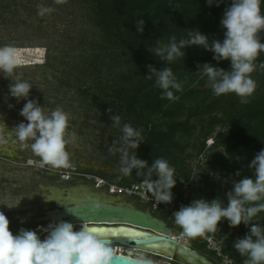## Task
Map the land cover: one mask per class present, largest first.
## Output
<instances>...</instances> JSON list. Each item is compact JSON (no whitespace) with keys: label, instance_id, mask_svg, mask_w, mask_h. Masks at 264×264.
<instances>
[{"label":"trees","instance_id":"16d2710c","mask_svg":"<svg viewBox=\"0 0 264 264\" xmlns=\"http://www.w3.org/2000/svg\"><path fill=\"white\" fill-rule=\"evenodd\" d=\"M58 5L68 11L62 23V36L67 42H63V49L54 57L46 55V62L41 66L53 71L44 77L48 84L55 86L56 93L66 95L73 91L84 111L100 118L102 127L98 131L107 133L109 138L89 144L105 153L103 163L120 169V154L109 151L122 135L120 128L112 126L109 117L119 115L121 124L129 123L142 130L143 143L136 150L137 158L147 161L149 167L156 159L163 158L174 167L178 179L173 190L179 201L188 206L194 199L211 201L219 196L227 206L226 193L231 191L232 181L250 177L237 163L236 151L264 140V70L252 73L256 91L247 104H241L235 94L215 96L206 77L197 72V66L205 63L229 70L228 61L217 63L212 53L191 47L184 49V58L168 64L148 50L156 47L157 40L167 42L172 36L177 40L186 39L187 30H198L209 41L223 40L220 21L231 0H222L219 7L215 4L209 7L206 0H62ZM10 6L9 0H0V15ZM261 11L264 15V5ZM7 13L15 17L13 12ZM139 19L145 21L142 35L135 28V21ZM9 22L1 21V24L9 26ZM261 42H264V33ZM47 59L57 64L51 65ZM259 62H264V53L260 54ZM148 65L157 70L170 67L183 83L182 91H174L172 100L162 99L155 77L145 78L149 75ZM22 108L8 107L3 112L21 118ZM218 128L224 131H217ZM209 138L213 143L205 148ZM202 152L207 158V173L201 178L193 173L189 163L194 153ZM83 172L119 186L145 180V176L136 175V170L128 176ZM237 172H240L238 177ZM152 179L156 180L155 173ZM259 219L264 227V213L259 214ZM218 229V233L207 235L219 241L222 256L229 257L234 264H242L232 245L249 232L250 226L241 224L229 228L227 221H222ZM224 236L227 237L225 245L221 243ZM198 250L209 252L220 261L214 252L206 250L202 241Z\"/></svg>","mask_w":264,"mask_h":264},{"label":"clouds","instance_id":"9594fccd","mask_svg":"<svg viewBox=\"0 0 264 264\" xmlns=\"http://www.w3.org/2000/svg\"><path fill=\"white\" fill-rule=\"evenodd\" d=\"M62 0H57V3ZM222 0H206L209 7L220 6ZM264 0H231L220 21L224 30L223 40L208 37L198 30H187V38L177 40L175 36L156 41V47L148 52L159 57L162 62L173 63L184 58L186 48H199L212 53L217 63L228 61L230 69L224 70L205 63L198 65L197 72L207 79L212 93L219 97L235 94L241 104H247L257 88L252 73L257 69L264 70V62L258 58L264 53ZM53 11L52 8L39 6L38 15L44 17ZM144 19L135 21L136 33L144 32ZM22 63L20 52L12 46L0 47V74L6 79L15 74V69ZM149 75L155 77V86L161 92V98L174 99V91L180 92L183 83L179 82L170 67L157 70L147 66ZM33 85L19 76L10 81L8 94L19 102L26 101L19 115L27 123H20L11 132L3 122L0 128V146L11 142L20 149H30L33 155L40 158L42 166L51 169H67L71 167L67 146L75 143V132H69L68 114L60 108L54 110L41 107L35 100L28 99ZM11 107V106H9ZM111 112V109H109ZM113 127L120 128L122 135L114 141L109 151L120 154V169L124 175L136 170L137 176H145L144 183L154 195L156 203L172 202V189L177 179L174 167L166 159H156L149 167L147 161L137 158L136 150L143 143L142 130L129 123L121 124L119 115H110ZM6 133V134H5ZM212 143L209 146H211ZM255 170L256 179L243 176L232 181L231 191L226 193L227 206L218 196L211 201L194 199L188 206L181 207L173 214L174 223L182 230V236L188 239L204 237L208 233H218V224L227 221L229 228L243 224L249 232L234 241L232 248L242 259V264H264V227L261 226L259 214L264 213V149L249 164ZM156 180L153 181L152 174ZM240 176V172L235 174ZM50 200L46 199L45 202ZM20 202V200H19ZM19 202L0 203L9 209L17 207ZM72 210V209H70ZM67 221L49 223L46 227L38 226L36 230L21 229L13 235L9 230V221L0 212V264H112L114 249L104 238L103 231L96 227L85 226L79 230ZM45 233L43 239L37 234ZM226 236L221 238L225 245ZM227 264L234 261L225 256ZM133 264H153L147 256H140Z\"/></svg>","mask_w":264,"mask_h":264},{"label":"rangeland","instance_id":"374dc122","mask_svg":"<svg viewBox=\"0 0 264 264\" xmlns=\"http://www.w3.org/2000/svg\"><path fill=\"white\" fill-rule=\"evenodd\" d=\"M9 3L11 6L8 11L13 12L15 17L9 16L10 14L7 13V10L5 11L6 14L0 15V47L3 45L16 46L15 48L20 52L22 63L15 69V74L8 76L7 79L0 74V128H2L3 122L8 130L18 126L16 121H19L18 123H27L24 119H18L3 113V109H7L9 106H24L26 102L24 100L17 102L16 99L11 98L8 94L10 81H15L17 76H19L33 85L28 99L37 101L41 107H46L50 110L60 108L68 114V131L75 132L77 140L74 144L70 143L67 149L77 148L78 153L76 154L80 155L84 160L105 159L104 152H101L97 147L93 148L89 144L91 141H93L91 143H97V141L99 143L107 141L109 138L107 133H103L102 130L98 131V128L101 126L100 118L85 112L82 104L78 102V96L73 94V91L66 95L56 93L55 86L48 84V80L44 77L49 75L53 70L49 67L41 66V64L46 62V55H53L52 57H54L58 54L59 50L63 49V42L65 40L62 36L64 35L62 23L64 22L65 13L68 12L67 9L61 8L57 0H9ZM39 6L52 8L53 11L44 17H40L37 14ZM1 21H10L9 23L11 24L7 26L6 24H1ZM46 48L49 50L47 54H45ZM47 62L51 65L57 64L48 59ZM217 131H224V129L218 128ZM215 135L216 133L213 137ZM211 143H213V139L209 138L205 142V148ZM206 160L204 152L199 155L194 153V158L190 160L189 165L193 173L198 177L202 178L207 173ZM103 169H106V167ZM106 172L119 175L118 171L112 170L109 167ZM86 176H84V179ZM80 182L88 183L87 180H80ZM98 192L101 191L98 190ZM136 207L138 208L139 206ZM216 242L219 243L218 240ZM125 253L130 254L135 259L140 256H147L153 260V264H180L179 262H172L169 257H157L159 256L157 253L146 252L144 250L135 251L128 249ZM219 259L220 261L213 258V262L226 264L223 259Z\"/></svg>","mask_w":264,"mask_h":264},{"label":"flooded vegetation","instance_id":"af4514ba","mask_svg":"<svg viewBox=\"0 0 264 264\" xmlns=\"http://www.w3.org/2000/svg\"><path fill=\"white\" fill-rule=\"evenodd\" d=\"M8 131L11 132L10 129ZM2 149L3 147L0 146V150ZM67 151H70L71 163V167L67 169H51L50 166H42L40 158L32 155L33 153L30 149H20L19 146L18 153L15 157H8L0 152V203L8 204L9 201L19 202L20 200L19 205L11 209L0 206V212L8 219L9 230L13 235L18 234L21 229L36 230L38 226L46 227L49 223L57 222L50 219V217L59 209V206L62 205L63 199L68 197H70L71 200L85 198V195L87 196L91 192H95L101 201L112 203L119 199L120 204L130 206L141 212H148L153 217L163 221L166 227L171 230V235L174 233L179 236V232L175 229L174 221L170 215L159 211H153L149 206L141 205L123 196H113L98 192L93 184L80 182V180L83 179L78 176V174H93L85 173L83 172L84 170L111 174L106 172L108 167L119 172V175L112 173L113 175L121 176L122 173L119 169L105 165L102 160H84L80 155L76 154L78 153L77 148H70L67 149ZM91 162L100 165L102 169L97 167L96 170H94ZM105 167L106 169H103ZM60 173H67V180L63 179ZM84 188L87 189V191H84ZM46 199L50 201L46 203ZM136 206L139 207L137 208ZM79 228L80 225H77L74 230L78 231ZM37 234L41 239L46 235L40 232ZM178 243L186 245L191 251L197 252L213 264H222L213 262V258L209 252L206 253L198 250V246H200L201 243L199 238L191 240L183 238L179 239ZM128 249L135 251L140 250L136 248H123L124 252ZM158 255L157 257H164L162 254ZM169 258L174 263L179 262L180 264H186L174 257Z\"/></svg>","mask_w":264,"mask_h":264},{"label":"water","instance_id":"95a60500","mask_svg":"<svg viewBox=\"0 0 264 264\" xmlns=\"http://www.w3.org/2000/svg\"><path fill=\"white\" fill-rule=\"evenodd\" d=\"M264 149V140L257 141L248 147L236 151L237 163L255 180V170L249 168V164L255 156ZM93 169L102 168L91 162ZM91 169V168H88ZM87 191V189H83ZM85 198L70 197L62 200V205L50 217L55 221H67L73 225L96 227L116 232L120 229L131 230L138 235L128 238L121 236L104 237L112 247L136 248L152 253L174 257L186 264H213L195 251H191L186 245L178 243L171 235V230L165 223L148 212L138 211L130 206L119 203V199L108 203L101 201L95 192L85 195ZM72 209V210H70ZM135 258L121 254H115L112 264H133Z\"/></svg>","mask_w":264,"mask_h":264},{"label":"built area","instance_id":"2783aa9c","mask_svg":"<svg viewBox=\"0 0 264 264\" xmlns=\"http://www.w3.org/2000/svg\"><path fill=\"white\" fill-rule=\"evenodd\" d=\"M61 177L65 180H67V173H60ZM90 174H78L79 178L83 180H87L88 183H91L94 185V187L97 190H100L101 192H104L107 195H113V196H123L126 197L129 200H133L136 202L141 203L142 205L149 206L153 211H159L163 212L167 215H170V217L174 221L173 214L177 212L181 207L185 206V203L182 201H179L177 193L172 189V202L169 204L164 203H156L154 195L147 189L144 181L140 184H132L128 186H119L116 184L109 183L107 180L98 177L96 175L91 174V176H86ZM84 176L85 179H84ZM186 185H184V188ZM75 227L77 225H74ZM175 229L179 232V236L174 233H172V238L174 240L183 239L186 237L182 236V230L177 227L174 223ZM205 245L206 249L210 252H214L218 258L223 259V261L227 264V261L225 260V256H222L220 247L218 243L209 235H205L204 237H198ZM115 254H121L128 257H132L130 254L125 253L122 247L115 246L113 247ZM133 258V257H132Z\"/></svg>","mask_w":264,"mask_h":264},{"label":"crops","instance_id":"0c3cea01","mask_svg":"<svg viewBox=\"0 0 264 264\" xmlns=\"http://www.w3.org/2000/svg\"><path fill=\"white\" fill-rule=\"evenodd\" d=\"M16 118H18V117H16ZM20 119H23V117H21ZM16 122H17V125L20 124V123H18L19 121H16ZM10 130L12 131L13 129H10ZM2 147H3V149L0 150V152L5 154L8 157H15L16 154L18 153L17 152L18 151V145H13L11 142H9V144L2 146Z\"/></svg>","mask_w":264,"mask_h":264},{"label":"bare ground","instance_id":"6f19581e","mask_svg":"<svg viewBox=\"0 0 264 264\" xmlns=\"http://www.w3.org/2000/svg\"><path fill=\"white\" fill-rule=\"evenodd\" d=\"M104 237H109V236H121L122 238H128V237H133L132 235H129V233H135L131 230H126V229H120L116 232H111L106 229H102Z\"/></svg>","mask_w":264,"mask_h":264},{"label":"snow or ice","instance_id":"6c2138e0","mask_svg":"<svg viewBox=\"0 0 264 264\" xmlns=\"http://www.w3.org/2000/svg\"><path fill=\"white\" fill-rule=\"evenodd\" d=\"M129 235L135 236L138 235L137 233H129Z\"/></svg>","mask_w":264,"mask_h":264}]
</instances>
